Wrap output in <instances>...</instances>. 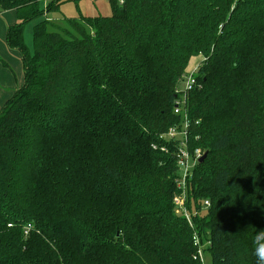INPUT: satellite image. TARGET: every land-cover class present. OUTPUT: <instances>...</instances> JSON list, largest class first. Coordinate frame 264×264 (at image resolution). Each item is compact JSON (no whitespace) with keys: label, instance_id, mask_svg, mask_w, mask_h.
Listing matches in <instances>:
<instances>
[{"label":"trees","instance_id":"trees-1","mask_svg":"<svg viewBox=\"0 0 264 264\" xmlns=\"http://www.w3.org/2000/svg\"><path fill=\"white\" fill-rule=\"evenodd\" d=\"M42 1L0 0L17 12L7 42L25 69L0 109V264H206L195 237L212 264H256L264 0H108L111 15L69 28L48 16L80 0ZM43 15L32 52L25 24ZM197 56L187 142L207 157L187 181V218L166 134L185 121L174 109Z\"/></svg>","mask_w":264,"mask_h":264},{"label":"built area","instance_id":"built-area-1","mask_svg":"<svg viewBox=\"0 0 264 264\" xmlns=\"http://www.w3.org/2000/svg\"><path fill=\"white\" fill-rule=\"evenodd\" d=\"M184 83L185 86L183 88V91L180 92V97L176 100L174 111L177 114L185 115V121H183L182 125H176L170 128V130L166 134V138L177 140L179 143V151L177 154V165L181 173L179 178L177 179V184L178 187L181 189V193L174 197V204L178 213H182L185 217L189 218V214L186 209L187 181L189 178H191L193 169L196 166V164L199 162L200 158L203 156V152L199 148L192 151L189 148L187 142V136H188L187 129L189 127V120H187L186 99H187V93L198 86V81L197 78L195 77V71L193 73H188V75L185 77ZM206 205H209V201H206ZM30 227L31 225H29L26 228L27 231L30 229ZM194 242H195V246H197L198 248L195 259H199L205 262L206 256L202 249L203 245L200 244L199 238L197 237L194 238Z\"/></svg>","mask_w":264,"mask_h":264},{"label":"crops","instance_id":"crops-1","mask_svg":"<svg viewBox=\"0 0 264 264\" xmlns=\"http://www.w3.org/2000/svg\"><path fill=\"white\" fill-rule=\"evenodd\" d=\"M16 22H18L16 10L0 12V109L23 85L25 79L22 54L20 50L10 47L7 42L8 29ZM198 63L195 65L198 66Z\"/></svg>","mask_w":264,"mask_h":264},{"label":"rangeland","instance_id":"rangeland-1","mask_svg":"<svg viewBox=\"0 0 264 264\" xmlns=\"http://www.w3.org/2000/svg\"><path fill=\"white\" fill-rule=\"evenodd\" d=\"M48 1L51 0H46V1L43 0L41 2V5L42 6L47 5ZM111 13L112 10L108 0H80L78 2H74V1L64 2L60 6V11L49 14L48 17L49 18L51 17L54 21H56V23L59 24V26L69 28V23L65 18L78 17L79 15L93 16V17L97 15L109 16L111 15ZM46 18L47 15H43L25 24L24 39L28 49H30V51L32 52H33V28L37 23L43 21ZM199 59H200L199 56L193 57L191 59L188 66L189 73H193L196 70L197 65L195 64H197L198 61H200ZM184 86L185 83H182V88ZM199 149L203 152L204 155L205 151H203L202 148ZM205 256H206V264H212L210 255L207 254Z\"/></svg>","mask_w":264,"mask_h":264},{"label":"clouds","instance_id":"clouds-1","mask_svg":"<svg viewBox=\"0 0 264 264\" xmlns=\"http://www.w3.org/2000/svg\"><path fill=\"white\" fill-rule=\"evenodd\" d=\"M252 245L253 255L256 257V264H264V229L256 230Z\"/></svg>","mask_w":264,"mask_h":264},{"label":"water","instance_id":"water-1","mask_svg":"<svg viewBox=\"0 0 264 264\" xmlns=\"http://www.w3.org/2000/svg\"><path fill=\"white\" fill-rule=\"evenodd\" d=\"M207 157V152L200 158V162H203Z\"/></svg>","mask_w":264,"mask_h":264}]
</instances>
